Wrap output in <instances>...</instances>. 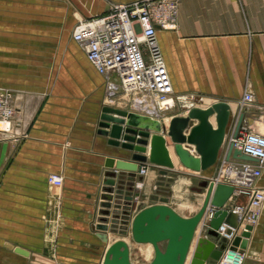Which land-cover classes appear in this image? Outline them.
I'll use <instances>...</instances> for the list:
<instances>
[{"label":"crops","instance_id":"0c3cea01","mask_svg":"<svg viewBox=\"0 0 264 264\" xmlns=\"http://www.w3.org/2000/svg\"><path fill=\"white\" fill-rule=\"evenodd\" d=\"M131 1L0 0V88L12 92L16 129L22 134L0 140V264H102L109 244L101 242L104 231L97 228L107 179L104 159H130L131 151L109 146L97 132L102 107L111 105L105 102V78L72 39V29L79 19L104 13L111 2ZM156 40L173 86L174 107L161 112L162 118L224 101L230 106L225 139L239 113L240 125L254 130L264 125V0H177L175 27L158 28ZM48 44L64 45V65L52 74L69 78L64 87L55 81L46 88ZM245 92L253 102L240 108ZM119 99L112 106L125 108ZM210 120L214 125V117ZM223 152L224 147L217 162L199 172L176 163L166 174L147 163L141 180L117 172L123 190L106 231L121 223L130 227L137 210L123 212L124 196L138 192L142 199L170 174L197 178L198 185L217 174ZM49 174L62 176L59 188L48 183ZM258 184L264 188V168ZM197 193L196 206L186 216L203 201L204 192ZM245 201L238 196L227 206ZM202 233L197 228L196 235ZM242 264H264V201Z\"/></svg>","mask_w":264,"mask_h":264},{"label":"water","instance_id":"95a60500","mask_svg":"<svg viewBox=\"0 0 264 264\" xmlns=\"http://www.w3.org/2000/svg\"><path fill=\"white\" fill-rule=\"evenodd\" d=\"M229 109V104L224 101H215L203 108L192 106L185 115L172 116L166 123L163 119L126 108L103 106L97 132L106 137L109 146L131 151V154L130 159L113 156L104 159L107 179L102 194V217L97 228L106 231L108 217L114 213L112 208L120 206L117 196L122 194L123 185L116 181L117 172H127L129 180L133 181L135 178L141 180L142 176L137 173L142 167L145 169L147 163L157 166L160 174L174 170L167 138L178 165L194 172L213 166L224 146ZM210 117H214V125ZM193 120L196 123L190 124ZM241 121L242 113H239L233 135ZM184 145L191 146L192 150ZM230 156L253 160L231 144L225 151V157ZM232 190L230 185L201 179L197 192H204L203 201L198 210L187 217L165 203L140 208L131 218L130 234L134 242L152 245L153 256L147 264H216L226 247L244 253L252 225H245L229 246L217 232L222 223L237 226V215L225 208ZM131 199V195L123 197L126 203ZM209 209L212 214L207 221V228L202 235L196 236V229ZM123 212L128 211L125 209ZM161 242H165L163 248L159 246ZM17 251L22 252L19 249ZM102 264H134L129 258L128 244L122 239L114 240L106 247Z\"/></svg>","mask_w":264,"mask_h":264},{"label":"built area","instance_id":"2783aa9c","mask_svg":"<svg viewBox=\"0 0 264 264\" xmlns=\"http://www.w3.org/2000/svg\"><path fill=\"white\" fill-rule=\"evenodd\" d=\"M176 14L177 0H133L127 3L111 2L104 13L76 22L72 39L79 44L97 72L104 76L108 97L129 94L132 100L137 99L144 106L153 103L159 112L150 116L157 118H160L161 112L174 107L173 86L156 40V30L173 29ZM252 102V94L245 92L239 100L240 108ZM15 112L11 91L0 90V132L12 134L14 140L22 135L16 129L18 121H15ZM229 144L253 160L232 156L226 158L225 151ZM263 168L264 130L257 131L240 125L233 135L232 129L217 174L209 179L233 187L228 201L238 196L246 198L245 203H236L231 207L227 206L228 201L225 203V208L238 217L236 227L222 223L217 229L219 237L226 239L227 246L245 225H252L257 219L264 201V188L258 184ZM144 171L142 167L137 174L142 176ZM47 180L53 187L62 185L60 174H49ZM136 186L139 188L141 181H137ZM131 196V201L125 202L124 209L128 212L138 211L137 203L141 197L138 192ZM211 214L212 210H207L197 228L201 227L204 232ZM227 255H231V260L226 262L224 258ZM243 259L244 253L226 247L216 264H242Z\"/></svg>","mask_w":264,"mask_h":264},{"label":"rangeland","instance_id":"374dc122","mask_svg":"<svg viewBox=\"0 0 264 264\" xmlns=\"http://www.w3.org/2000/svg\"><path fill=\"white\" fill-rule=\"evenodd\" d=\"M74 29V27H73ZM72 29V31H73ZM69 43V39H67ZM61 47V50L59 49ZM64 45H45V68H46V75H45V85L46 88L55 82L58 81L59 84H62L64 87L67 82H69L68 77H54L53 70H57L63 64L64 59ZM64 65V64H63ZM62 65V67H63ZM45 88V89H46ZM65 88H60V91H64ZM0 90H9L5 88H0ZM11 91V90H9ZM46 91H48L46 89ZM125 95L126 97V109L130 107V100H132V96L129 94H120ZM119 94L113 96L114 98L120 97ZM12 97V92H11ZM129 98V99H128ZM112 106V105H111ZM17 127V126H16ZM264 125H257V131L263 130ZM232 132V131H231ZM9 133L0 132V140L8 137ZM227 138L225 139L224 146H226ZM182 178V179H181ZM198 187L197 185V178H188L186 179L184 176H178L176 174H170L169 177H160L158 181L152 187L151 192L146 195V197L140 199L137 203L138 209L142 206L146 205L147 203H168L178 214L187 217L186 215L192 210L197 203V191L195 190ZM146 198V199H145ZM167 204V205H168ZM187 204V205H186ZM192 204V205H190ZM183 207V208H180ZM185 205V206H184ZM197 236V235H196ZM110 238H126L128 239L129 243V253H130V260L134 264H147L150 260H140L138 257V247H145V244L136 243L132 240L130 234V227L126 226L125 223H121L118 226L114 227V230L104 231L102 232L100 239L101 242L104 244H108ZM165 242H161L159 246L163 248Z\"/></svg>","mask_w":264,"mask_h":264},{"label":"bare ground","instance_id":"6f19581e","mask_svg":"<svg viewBox=\"0 0 264 264\" xmlns=\"http://www.w3.org/2000/svg\"><path fill=\"white\" fill-rule=\"evenodd\" d=\"M127 95V94H126ZM118 98H120L117 102H118V104L120 105V106H123V105H125L126 104V97H125V95H121L120 97H118ZM115 99L116 98H113V97H108V98H106V100H105V102H107L108 104H113V103H115L116 101H115ZM129 99V98H128ZM187 101V100H186ZM111 105H109V106H111ZM153 103L150 105V106H144V105H142V104H140L138 101H137V99H135V100H130V107L131 108H133L134 110L133 111H141V112H143V114H147V115H151L152 113H155V112H159L158 110H157V107L155 106V107H153ZM167 118V117H166ZM160 119H163L166 123H167V119H165V118H162L161 117V113H160ZM3 126H5V125H3ZM167 142H168V145H169V147H170V154L172 155V158H173V160H174V164L176 163V157L174 156V154H173V151H172V148H171V145H170V142H169V139L167 138ZM188 149H190V150H192V147L191 146H189V145H185ZM177 164V163H176ZM146 169H147V167L145 168V171H146ZM145 171H144V173H145ZM182 179V178H181ZM198 197V196H197ZM201 197V196H200ZM200 201V200H199ZM187 205V204H186ZM190 205H192V204H190ZM179 206V205H178ZM185 206V205H184ZM180 207V206H179ZM200 207V206H199ZM180 208H183V207H180ZM198 210V209H197ZM196 210V211H197ZM196 231H197V229H196ZM117 239H122V240H124L127 244L129 243V241H128V239H126V238H110V241H109V244H111L114 240H117ZM108 244V245H109ZM140 244H145V247L143 248V247H138L137 248V250H138V257H140V260H151V258H152V256H153V247H152V245L151 244H149V243H140ZM107 245V246H108ZM106 246V247H107ZM106 247L104 248V251H105V249H106ZM129 247V246H128ZM104 251H103V254H104ZM129 258H130V253H129ZM102 259H103V257H102ZM231 260V255H227V257H225L224 258V261H230ZM131 261V260H130ZM132 262V261H131ZM101 263H102V261H101Z\"/></svg>","mask_w":264,"mask_h":264}]
</instances>
